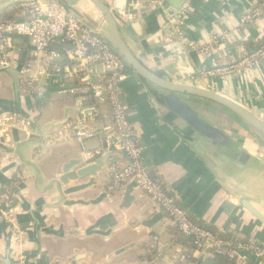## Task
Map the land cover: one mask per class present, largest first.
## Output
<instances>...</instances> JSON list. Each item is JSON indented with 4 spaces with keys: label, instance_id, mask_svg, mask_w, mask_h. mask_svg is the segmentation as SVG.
Segmentation results:
<instances>
[{
    "label": "crops",
    "instance_id": "0c3cea01",
    "mask_svg": "<svg viewBox=\"0 0 264 264\" xmlns=\"http://www.w3.org/2000/svg\"><path fill=\"white\" fill-rule=\"evenodd\" d=\"M62 1L76 11L93 13L80 0ZM103 1L116 12L132 51L154 72L177 84L210 89L234 99L264 123V63L241 76H199L220 60L234 57L232 44L261 39L264 16L240 25L242 15L257 0L191 1L185 18L187 42L208 44L216 34L227 35L226 45L208 54L182 53L179 42L167 41L174 35L169 21L184 0H158L154 7L149 0ZM14 41L20 54L23 49L28 54L24 37ZM44 63V59L37 60L35 68ZM47 78L41 97L19 91L21 108L32 120L29 132L14 128L0 136V194L8 196L0 202V264H184L191 253L192 264H203L207 254L192 251L186 238L143 192L134 189L132 181L112 196L106 195L110 164L127 162L116 146L107 144L113 135L110 123L90 117L89 99L49 89ZM104 78L101 67L96 66L93 80ZM120 94L143 147L149 174L190 220L210 228L204 229L213 234H229L264 246V226L240 205L244 199L264 216V147L219 107L191 99L192 107L230 138L228 146L212 148L157 104L131 71L121 83ZM0 102L14 103L12 78L2 71ZM81 128L92 134L84 142L86 149L99 150L97 157L108 152V165L98 176L63 186L58 182L60 167L82 160L75 140ZM55 130L63 137L50 140ZM14 179L18 181L12 186ZM6 214L12 221L4 219ZM250 261L256 260L246 255L245 264Z\"/></svg>",
    "mask_w": 264,
    "mask_h": 264
},
{
    "label": "built area",
    "instance_id": "2783aa9c",
    "mask_svg": "<svg viewBox=\"0 0 264 264\" xmlns=\"http://www.w3.org/2000/svg\"><path fill=\"white\" fill-rule=\"evenodd\" d=\"M192 0H184L169 23L174 35L168 42L177 41L181 44L182 53L208 54L213 48L226 45L227 35L216 34L208 44L187 42L185 39V18L189 12ZM154 7L158 0H149ZM20 19L0 22V70L4 68L16 69L20 59V49L16 45L15 37L28 38L29 52L18 75V89L22 94L41 97L45 93L43 85L39 87L42 74L46 78L55 79L48 86L59 95H75L90 100V117L109 122L113 135L107 139L109 147L116 146L125 156L126 163L110 164V182L106 195L111 196L128 181H132L134 189L140 190L161 210L178 232L192 239L196 251L210 249L213 253L223 256L236 264H245V256H250L258 262L264 260V246L254 241H230L216 237L210 231L194 224L187 213L176 200L151 177L143 161V147L137 138L136 130L128 116V106L119 100L121 83L129 73V69L118 58L111 47L99 37L91 28L83 24L74 15L67 12L55 0H25L18 3ZM264 16V0H257L254 8L240 18V25L244 26L259 17ZM260 45L253 51L242 44H232L230 50L235 54L226 60H220L213 67L202 70L201 78L241 76L254 69L259 63H264V29ZM172 57H175L173 55ZM44 59L42 68L36 69L35 62ZM96 66L101 67L105 78L94 81ZM65 67L66 74L58 77ZM51 71L50 73H48ZM199 77V78H200ZM47 78V79H48ZM79 81V85H66L63 80ZM32 120L20 115H0V136H5L11 129L23 133L29 132ZM90 132L78 130L75 140L81 149V158L85 163L92 162L99 150H89L85 147V140L91 138ZM63 137V133L54 131L50 140ZM8 196L0 194V202ZM5 220L12 221L9 214Z\"/></svg>",
    "mask_w": 264,
    "mask_h": 264
},
{
    "label": "water",
    "instance_id": "95a60500",
    "mask_svg": "<svg viewBox=\"0 0 264 264\" xmlns=\"http://www.w3.org/2000/svg\"><path fill=\"white\" fill-rule=\"evenodd\" d=\"M3 0H0V2ZM63 8L74 15L83 24L91 28L99 37H101L116 53L118 58L125 64L137 79L143 84L147 92L153 97L155 102L179 119L184 125L195 132L200 138L207 142L212 148H223L229 145L230 138L220 129L208 123L196 108L189 103L191 99H197L208 102L219 107L228 115L234 118L243 126L252 136L264 147V123L248 108L241 105L234 99H231L216 91L199 88L190 85L177 84L168 78L154 72L148 65L144 64L132 51L125 40L120 26L119 18L116 12L103 0H80L89 5L92 9V15L76 11L75 8L68 6L62 0H55ZM161 1V0H159ZM17 3V0H9L1 5L0 11L4 8ZM24 40L28 38L24 36ZM27 59V51L22 50L19 64L16 69L4 68L0 71L7 73L13 81L14 103L8 106L0 102L1 114H14L28 118V114L21 108V99L18 89V75L22 65ZM46 80V73L41 76L39 87ZM119 100L123 102V96L119 94ZM88 132L87 129H79ZM180 136L186 138L181 130L174 129ZM100 155L92 162L85 163L82 160H71L65 162L60 167V176L58 182L67 186L70 182H76L88 176H98L101 168L108 164L105 162L107 156ZM107 168V167H106ZM56 183V180H53ZM240 205L247 210L257 221L264 226V216L249 202L241 200ZM10 253V250L8 254ZM8 264L7 262H4ZM259 264H263L258 262ZM200 264V262H198Z\"/></svg>",
    "mask_w": 264,
    "mask_h": 264
},
{
    "label": "trees",
    "instance_id": "16d2710c",
    "mask_svg": "<svg viewBox=\"0 0 264 264\" xmlns=\"http://www.w3.org/2000/svg\"><path fill=\"white\" fill-rule=\"evenodd\" d=\"M20 14H19V7H18V3H15L13 5H10L6 8H4L3 10L0 11V22H6V21H14V20H19L20 19ZM261 41H255V42H246V44H244V46L250 50L253 51L255 50L259 45H260ZM48 73H50V75L52 74L51 71H49ZM66 71H65V67L61 69V74L58 76L60 78H63V76H65ZM55 79H49V81L47 82L48 85L53 84ZM63 84L66 85H79V81L75 80L72 83H69L68 79H64L63 80ZM88 101V100H87ZM16 181H18L17 179H14L12 181V186H14V184L16 183ZM202 226V225H200ZM203 228H208L206 226H202ZM210 229V228H208ZM211 230V229H210ZM213 232V231H212ZM179 235L183 238H186V240L190 243V247L192 249V251H196L195 247L192 244V239L190 237L187 236H183L179 233ZM214 235L218 238H223L226 240H230L233 242L236 241H240V239L231 237L229 234H224V233H219V232H214ZM202 252L207 254V258L205 259L203 264H236L235 261L233 260H229L223 256H219L216 255L215 253H213L210 249H204ZM251 262V261H250ZM255 262V263H254ZM252 261L251 264H256V261ZM264 262V260L262 261ZM194 263V257L193 254H189V256L187 255V257H185L184 259V264H192Z\"/></svg>",
    "mask_w": 264,
    "mask_h": 264
},
{
    "label": "rangeland",
    "instance_id": "374dc122",
    "mask_svg": "<svg viewBox=\"0 0 264 264\" xmlns=\"http://www.w3.org/2000/svg\"><path fill=\"white\" fill-rule=\"evenodd\" d=\"M9 0H3V1H1L0 2V7H1V5H4L6 2H8ZM20 1H25V0H17V3H19ZM113 195V194H112ZM111 195V196H112Z\"/></svg>",
    "mask_w": 264,
    "mask_h": 264
}]
</instances>
